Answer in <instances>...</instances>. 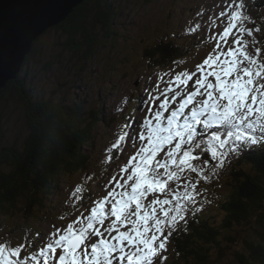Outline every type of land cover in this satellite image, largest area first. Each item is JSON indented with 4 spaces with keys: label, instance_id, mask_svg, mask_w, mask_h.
<instances>
[{
    "label": "snow or ice",
    "instance_id": "obj_1",
    "mask_svg": "<svg viewBox=\"0 0 264 264\" xmlns=\"http://www.w3.org/2000/svg\"><path fill=\"white\" fill-rule=\"evenodd\" d=\"M214 8L206 18L201 8L202 23L184 28L203 33L212 50L194 71L177 72L182 62L174 60L155 83L150 77L142 115L125 116L105 149L108 166L134 149L102 184L106 195L86 197L84 181L96 179L86 174L65 202L74 217L66 227L27 233L16 246L0 243V264H166L173 238L211 203L201 185L218 181L233 159L264 149V27L247 0H219ZM86 199L92 203L81 211ZM34 240L39 248L26 253Z\"/></svg>",
    "mask_w": 264,
    "mask_h": 264
},
{
    "label": "rangeland",
    "instance_id": "obj_2",
    "mask_svg": "<svg viewBox=\"0 0 264 264\" xmlns=\"http://www.w3.org/2000/svg\"><path fill=\"white\" fill-rule=\"evenodd\" d=\"M87 1L90 3L88 17L93 21L88 37L91 45H87L81 51L80 49L77 52L69 51L63 47V42L67 39L65 34L55 29L59 24L52 26L41 34V39L35 45L36 50L41 52L40 56L36 55L26 68L29 69L30 77L36 75V78L44 81L40 90L42 94L65 96L71 100L76 97L79 101H85L88 111L102 108L100 115L103 122H99L94 133L93 148L89 151L90 167L87 171L62 178L59 189L38 218L24 222L20 220L22 218L20 213L11 218L2 217L0 243L9 242L11 246H16L24 242L27 233L44 234L52 230L53 224L58 228L66 227L74 217L65 209V202L86 174L96 175L92 182L84 181L86 197L91 195L92 199H96L106 195L102 184L112 174V170L118 168L134 151L132 148L126 149V154L111 166L103 162L105 149L114 141L115 134L125 123V117L120 119L117 117L120 114L117 111L118 107L127 98L128 103L124 109L130 104L132 106L136 104L135 114L139 119L142 115L140 102L148 79L151 77L155 83L157 73L167 72L173 67V64L163 68L153 65L152 59L144 54L146 49L160 41L177 43L183 51L180 57L182 63L176 68L179 72L185 69L194 71L196 65L201 63L214 47L212 42L201 43L204 39L203 33L198 37L187 35L184 28L188 22L202 23V20L195 16L201 8L205 10V18L211 10L218 12L219 9L214 8V5L219 0H111L114 2L112 10L114 13H111L114 14V20L99 17L98 4L94 0H85L83 3ZM252 1L247 0L250 13L264 27V6L257 7ZM82 40L86 41L84 38ZM38 60L42 62L40 66ZM42 64L51 65L50 72H40L39 67ZM135 99L139 100L134 102ZM8 103L6 108L0 107V145L8 143L9 146L18 144L22 147L28 136L23 114L24 106L18 100H10ZM241 157L242 155L232 160V163L220 173L218 181L210 185H201L202 189H208L206 196L211 200V203L204 207V213L215 215L220 211L231 189L229 185L231 166ZM92 199H86L80 210L84 211V208L92 203ZM61 214L68 216V219H59ZM75 215H79V212ZM29 239H32L31 235ZM39 246L40 241L34 240L32 247L25 249V252L34 253ZM171 250L170 243L167 254H170ZM224 264L234 263L227 260Z\"/></svg>",
    "mask_w": 264,
    "mask_h": 264
},
{
    "label": "trees",
    "instance_id": "obj_3",
    "mask_svg": "<svg viewBox=\"0 0 264 264\" xmlns=\"http://www.w3.org/2000/svg\"><path fill=\"white\" fill-rule=\"evenodd\" d=\"M94 1L99 6V17L114 20V2ZM252 2L264 6V0ZM89 4L87 1L76 7L55 28L65 34L63 47L69 51L91 45ZM40 39L26 57L22 73L0 89V107L6 108L10 100L22 103L28 130L22 147L0 145V219L19 213L24 222L38 218L62 178L90 167L89 151L98 122L103 120L102 108L88 111L85 101L76 97L71 100L40 92L44 81L36 75L30 77L26 68L36 55L40 56L35 47ZM182 52L177 43L160 41L144 54L153 65L163 68L171 66ZM41 63L38 60V66ZM51 67L42 64L39 70L50 72ZM231 170V189L220 211L206 217L197 214L196 221L189 223V231L173 238L167 264H224L227 260L234 264H264V149L246 152Z\"/></svg>",
    "mask_w": 264,
    "mask_h": 264
},
{
    "label": "water",
    "instance_id": "obj_4",
    "mask_svg": "<svg viewBox=\"0 0 264 264\" xmlns=\"http://www.w3.org/2000/svg\"><path fill=\"white\" fill-rule=\"evenodd\" d=\"M85 0H0V89L17 78L42 33Z\"/></svg>",
    "mask_w": 264,
    "mask_h": 264
}]
</instances>
